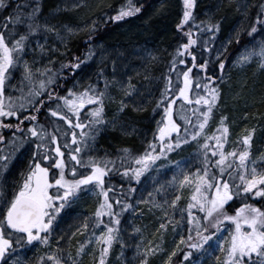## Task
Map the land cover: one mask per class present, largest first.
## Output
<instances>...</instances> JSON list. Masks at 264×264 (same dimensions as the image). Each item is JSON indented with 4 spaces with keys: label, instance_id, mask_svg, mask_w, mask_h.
<instances>
[{
    "label": "snow or ice",
    "instance_id": "1",
    "mask_svg": "<svg viewBox=\"0 0 264 264\" xmlns=\"http://www.w3.org/2000/svg\"><path fill=\"white\" fill-rule=\"evenodd\" d=\"M24 7H13L7 16L0 17L3 24L0 26V127L12 128L11 137L0 134V175L9 167L20 148L27 142L31 136L34 138L35 150L31 152V158L28 161V167L21 172V179L17 181L9 193L8 186L0 180V259L13 255L16 247H24L38 242L42 245H50L49 239L53 232V222L56 214L60 213L69 201L76 198L77 193L86 191L91 187V182H95V187L99 189L102 199L97 205L95 224H104L105 231L96 237L102 241L100 260L97 264H104L108 254L109 247L115 239L117 226L120 223V214L123 209L132 207L126 201L116 197L117 207L113 209V203L109 196L110 186H106L105 177L112 170L122 171L125 176L131 180H140L142 173L153 166L154 162L161 155H167V152L173 148H179L188 140L199 137L204 133L205 126L208 124L213 114L214 106L218 102L220 95L219 78L214 72L207 71V66L211 62V57L203 58L202 62L197 63V53L191 48L198 43L197 38L193 36V31H201L200 28H189L187 31V41L180 43L175 54L172 56L170 68L165 75V87L161 89L159 97L156 99V107L163 108L161 120L157 121V129L154 132V139L149 141V148L143 153L133 154L128 148L122 149V155L119 159L127 162L131 161L129 166L123 163L117 164L116 157L108 154L98 156L92 152V146L89 140H95L96 135L108 121L105 115V98L109 94L108 89L112 81L104 75L103 70L97 72V80L93 82L91 78L86 84L80 85L79 81L67 87L66 92L61 94L55 87L61 81L58 77L67 76L64 69H69L75 73L77 69L83 66L96 54L97 45L91 41V36H86V50L81 55H74L71 60L61 62L59 69L52 65L51 61L44 63L41 67L35 62V58L29 60L27 52L31 46V41L35 36L37 38V48L40 52H46L47 49L40 43L39 35L43 29L45 32H54L61 43L67 44L68 39L73 33L79 32V26L63 25L64 32L50 24L46 17L39 16L41 9L40 0H23ZM9 4V0H0V9ZM258 10L254 19L248 25L239 27L233 34L237 42L240 41V34L247 31L252 39H255L257 31L264 32V0H257ZM195 0H183V14L177 29L183 30L182 26L190 20H195L193 8ZM142 5L137 0H125L119 9L107 20H121L124 17L132 16L141 11ZM243 15L247 18L248 4L238 5ZM15 13V14H14ZM201 25H206V29L213 37L219 31V21H201ZM10 25V26H9ZM21 26L23 30H21ZM91 31L97 27L96 19L88 25ZM215 29V31H213ZM46 38V37H45ZM230 37L227 41L231 43ZM210 47L207 38H204L203 48L207 51ZM225 50L227 44L223 45ZM56 48V44L52 45ZM36 49H32L35 51ZM222 55L220 49H216V56ZM184 57H191L192 64L204 71V75H191L193 70L187 65ZM56 57L53 56L52 60ZM257 59L259 66L264 68V39L260 40L258 45L252 44L251 47L245 46L240 52L238 58L233 63H247ZM185 65L181 71L177 70V65ZM221 72L225 67L223 59L218 60ZM22 69V81H27L32 86L27 93L21 89V95L18 97L8 95L5 98V86L15 87L11 84L14 73ZM177 70V80L183 77L182 84L174 85L170 73ZM113 75L112 80H115ZM104 80V84L99 83ZM195 80V84L193 81ZM217 81V83H214ZM117 87L125 89V95L134 94L135 86L129 82L125 85L123 81H117ZM195 87V106L189 108L196 116L195 124H192L187 115L185 120L183 134H181V125L174 119V103L177 98L187 101L188 105L193 104L190 89ZM178 88V91H173ZM202 89V91H201ZM47 92V95L42 93ZM56 97L55 106L48 105L47 113L52 117L60 118L69 127L63 129L64 143L61 145L62 126L60 120H51L45 114L44 121L38 120V113L45 105L46 100ZM86 105L89 107L85 108ZM125 101L121 100L120 109L122 111ZM200 105L204 107L201 108ZM181 107H185L181 105ZM30 109V111H28ZM85 110L87 118H84ZM155 110V108H154ZM27 112V115L23 113ZM18 117L15 125L5 123L4 118ZM75 117V120H73ZM27 120L25 127L23 121ZM198 125V126H197ZM23 129L20 135L17 132ZM75 129L81 131L77 133ZM254 129H248L246 134L238 139L242 140V145L234 147L231 150H225V143L229 134V124L226 115H221L216 129L210 135H205L203 143L200 144L202 151V167H197L195 171L183 170L182 178L174 176L173 180L183 187L186 184L192 185L194 190L187 204V219L189 235L180 236L181 242L187 243V250L184 251L185 258L192 256L193 249L204 250L212 247V238L216 232L224 227V221H231L229 226V237L218 241L220 251L223 253L221 264H264V207L257 206L255 203H242L236 208L235 214H230L226 209V204L233 200V197L245 194L242 198L247 199V195L264 198V157L261 162L252 160L250 156V144ZM176 133L175 136L172 134ZM67 134L71 135V140L67 139ZM159 141L160 151H155ZM215 141V143H210ZM68 149L67 152L62 150ZM87 149V152L85 151ZM212 153L209 157L208 153ZM67 157L75 161V165L68 162ZM54 160V165L52 161ZM42 161H48L49 165L58 170L50 173V167L44 166ZM238 162V163H237ZM179 169H183L184 161L177 163ZM77 165L83 169L78 172ZM213 168L218 169L214 171ZM66 169L73 174L71 179L66 174ZM90 169V171H89ZM54 191H50L54 188ZM81 186H84L83 188ZM134 187V186H132ZM152 196V193H149ZM180 198L179 191L175 192L171 199V205L177 206V200ZM155 198L153 197V200ZM167 203V201H165ZM123 205V208L120 205ZM198 208L202 216L196 215L192 209ZM139 211V209H137ZM183 212V209H181ZM107 215L109 222L99 219ZM165 216L169 220L173 218L165 210ZM168 221L161 224L165 227ZM173 223L175 221L173 220ZM193 225L196 239L193 240ZM87 227V224L83 225ZM214 228L216 231H212ZM92 235L95 236V233ZM84 240L76 250V256L84 250ZM159 251V248H156ZM152 249L145 250V256L140 260V264H146L147 253ZM175 254V249L169 254V264L171 256ZM217 261L221 257L217 256ZM37 264H77L71 253L65 258L64 250L58 245H54L47 252H44L38 259ZM192 264H198L193 259Z\"/></svg>",
    "mask_w": 264,
    "mask_h": 264
},
{
    "label": "rangeland",
    "instance_id": "2",
    "mask_svg": "<svg viewBox=\"0 0 264 264\" xmlns=\"http://www.w3.org/2000/svg\"><path fill=\"white\" fill-rule=\"evenodd\" d=\"M172 1L176 3L178 9L181 8L180 11L183 10V0ZM32 2H35V0ZM245 3L248 4L247 18L243 15L241 8L238 7V5H244ZM40 4L41 9L38 15L46 17L48 22L54 24L62 33L65 24L79 26L81 29L71 35L67 44L61 43L54 32H45L42 29L39 40L47 49L46 52H40L37 48V38L33 37L27 52V58L29 60L35 58V62L41 67L44 66L45 62L51 61L52 65L58 69L57 66L61 61L68 57L73 46L72 42L84 33L86 26L81 24V21L77 18V11L85 5H83V0H57L55 4L53 2L48 3V0H40ZM195 6L193 10L195 11L198 28L201 31H208L206 25L199 23L201 21L207 22L210 20L213 23L219 21L220 25L215 37L211 33L208 35L209 49L205 54L204 50L199 54H202L204 58L211 57V62L207 68L214 65L218 68L215 72V75L219 78L220 95L218 102L214 106L213 114L205 126L204 133L199 137L188 140L179 148L174 147L172 151L167 152V155L158 157L153 166L142 173L139 181H129L127 176L121 175V179L124 177L123 201L129 203L132 207L123 209L120 214V223L117 226L115 239L109 247L104 264H140V260L145 256V250L149 248L152 251L147 253L146 264H165V261L169 260V254L175 249V254L171 256L169 261L170 264L175 255L181 253L187 241L181 242L180 236L187 237L189 233L187 204L194 187L188 184L180 187L173 180V177L178 175L182 178L183 170L194 172L197 167L203 166V156L201 154L203 150L200 148V144L203 143L205 135L212 134L216 129L221 115H226L229 124L225 150H231L242 145V140L238 138L246 134L248 129H254L250 144L251 159L259 163L261 162L260 158L264 157V68L259 66L257 59L243 64L233 63L245 46L258 45L260 40L264 39V32L261 31L254 34V40L247 31L240 34L239 42L233 35L239 27L248 25L254 19L258 10L257 0H195ZM160 16L166 23L169 20L173 25L178 22L176 19L178 16L172 14V12L160 13L157 17ZM127 27L122 26L120 32L127 33ZM160 29L165 33L163 26ZM21 30H23L22 26ZM144 31H147L145 27ZM151 31L152 34H156L155 27H151ZM130 37L133 38H130L128 42L113 39L108 40L109 42L106 40L96 42V54L77 69L76 77L71 84L72 86L74 82L79 81L82 86L88 82L89 78L96 82V74L100 70H103L104 75L112 81L108 89L109 94L106 96L104 103L107 120L114 121V123H107L106 121V125L101 128L95 140L90 139L89 144L92 146L94 154L98 156L108 154L116 157L117 164L123 163L125 165H130L131 161L124 162L119 159L123 148L126 147L131 153L138 154L143 153L145 149L150 147L149 141L154 136L157 121L161 115L159 107H156V99L159 97L161 89L165 87L164 77L168 73L172 55L175 52L174 49H176V45L173 46V40L165 44H159L151 35L144 34L138 37ZM230 37L232 40L228 44L227 41ZM54 43L56 44L55 49L52 48ZM225 44H227L226 50L223 47ZM32 49L36 50L32 51ZM216 49H220L222 53L219 58L216 56ZM53 56L56 57L55 60H52ZM188 59L192 61L191 57H188ZM219 59L225 61L222 72L219 69ZM198 61H200V58ZM177 70L170 73L174 85L179 84ZM21 72L22 69L17 70L12 77L11 84L15 87L8 85L6 82V99L8 95L20 96L21 89L27 93L32 86L27 81H22ZM199 73H204V70H199L195 74ZM113 75L116 78L115 80H112ZM129 79L135 86V91L134 94L125 95V89L117 87V81H123L126 85ZM99 83L103 85L104 80H100ZM214 83H217V81H214ZM193 84H195V80ZM196 91L195 87L190 89V95L193 99L192 105H188L187 101H184L185 105L180 103L175 109V116L177 117L175 119L181 125V134L184 130L185 120L183 117L185 115L189 117L192 124H195L196 116L188 109L195 106L194 94ZM122 99L125 101V105L122 111H118ZM181 105L185 107L182 108ZM87 107L89 105L85 106V108ZM200 107L203 108L204 106L200 105ZM81 111L85 113L84 109ZM84 118H87L86 113ZM53 120L55 119L53 118ZM73 120H75V117H73ZM60 125L62 126L60 142L63 146L65 135L63 129L69 126L62 120ZM26 126L27 124H25ZM75 131L79 133L81 130L75 129ZM20 134L18 133V135ZM67 139L71 140L70 134H67ZM33 141L34 138L20 148L10 162L8 169L0 175V180L7 184L10 194L14 184L21 179V172L28 167L31 152L34 150ZM210 143L214 144L215 141H210ZM62 150L68 151L63 147ZM85 151L87 152V149ZM158 151H160V148ZM208 156L211 157L212 153L209 152ZM67 160L72 165L76 163L70 157H67ZM172 161L177 163L184 161L183 169H179L177 164L172 163ZM47 165L49 166L48 161ZM77 168L78 172H83V169L78 165ZM213 170L218 172L216 168H213ZM67 171L69 176L73 177L70 170ZM113 171H110V173L114 174ZM176 191H179L180 198L177 200V206H172L171 199L174 198ZM149 193H152V196H149ZM109 194L113 195L111 192ZM240 195L244 194L241 193ZM114 198L116 197L114 196ZM251 198H253L252 200L264 199L254 196ZM101 199L99 189L95 187V183H91L89 189L78 192L76 198L69 201L66 207L56 214V219L52 225L54 230L49 237L50 245L45 246L33 242L32 245L16 247L13 255L4 258L3 264H37L39 257L54 245H58L64 250L65 258L71 253L73 259L77 260V264H97L100 260L102 241H98L96 237L105 231V225L95 224V227L93 225L97 220L95 211ZM121 208H123V205ZM181 209H183V212ZM165 210L175 223L164 215ZM192 211L197 213L199 210L194 208ZM99 219L106 223L109 222L107 215L101 216ZM164 221L168 222L165 227L161 228ZM85 224H87L86 228L83 227ZM93 233H95V236L92 235ZM229 235L227 227L221 228L212 238L211 248L206 251L193 249V255L187 258L182 255L178 264H192L193 259L198 264H221L223 253L220 251L218 241L229 237ZM84 240H88V243L84 244V250L77 257L76 250ZM156 248L160 250L157 251ZM217 256L221 257V261H217Z\"/></svg>",
    "mask_w": 264,
    "mask_h": 264
},
{
    "label": "trees",
    "instance_id": "3",
    "mask_svg": "<svg viewBox=\"0 0 264 264\" xmlns=\"http://www.w3.org/2000/svg\"><path fill=\"white\" fill-rule=\"evenodd\" d=\"M56 1L57 0H48V3L53 2L55 4ZM124 2H125V0H83V5H85V6L78 9V11H77L78 17L77 18L81 21V24L86 26V28L84 29V33L80 34L76 38V40H74L72 42L73 43L72 49L69 52L68 57L64 61L71 60L74 55H81L86 50L87 43H90V42L96 43V42H99L101 40L108 41L111 39H113L115 41L128 42V40L130 38H133L130 36L138 37V36H141L144 34L145 35H151V37L154 40H156V42H158L159 44H165V43H168V42L173 40V42H174L173 46L176 45V48H177V46L180 43L187 41V31L189 28H193V29L198 28V23L196 21V16H195V11L193 10L195 20H192L190 18V20L188 22H186V24L184 26H182L183 30L177 29L176 25L179 23L180 18L182 17L181 14H183V13L180 14V12H183V10L180 11L181 8L179 7V9H178L176 6V3L172 0H137V3L139 5H142L140 12L135 13L132 16L124 17L121 20H116V21L107 20L106 18L113 15L119 9L120 5ZM17 6L20 8H23L24 7L23 0H9V4L6 5L3 9H0V17L7 16L8 12L11 11L13 7H17ZM195 10L197 11L196 6H195ZM164 12H165V14H167L168 12L169 13L172 12V14L174 13L176 16H178L180 14L178 16V18H176L178 22L175 23V25H173L170 20L166 23V22H164V20L161 16L157 17L160 13H164ZM93 19H96L97 27L95 28L94 31H91L89 29V27H87V26L92 23L90 21ZM2 24H3V21H2V19H0V26H2ZM122 26L123 27H126V26L129 27V28L127 27V31H128L127 33L126 32L125 33L120 32V29L122 28ZM162 26L165 29V33H163L160 29ZM144 27L147 31H144ZM151 27L156 28V31H155L156 34H154V33L152 34ZM192 34L195 38H197L198 43L195 45H192L191 48L197 53V56L200 58L201 55H199V54L203 50L204 38H207V40H208V35L210 34V32L202 30V31H193ZM86 36H91V41H88L86 43V41H85ZM175 50L176 49H174V51ZM174 54H175V52L173 53V55ZM184 58L187 61V65L189 67H191L193 70L191 75H195V73L197 71L201 70V69L197 68L195 65H193L192 61L189 60L188 57H184ZM199 58L197 59V63L202 62L201 58H200V61H198ZM81 59H83L82 55H81ZM60 66H61V63L57 66L58 69L60 68ZM184 68H185V65H179V64L177 65V69L181 72ZM217 69H218L217 66L214 65L213 67H208L207 71L215 73ZM64 71L66 73H68V75L58 77L61 82L55 86L61 94L66 92L67 87L71 86L72 81L76 77V73H77V71L75 73H71L69 71V69H67V68L64 69ZM200 75L203 76L204 73H202ZM178 83L179 84L183 83L182 75L180 76ZM173 91H178V88H175ZM42 95H47V92L42 93ZM55 102H56V97H52L51 100H46L45 105L42 107V108H45V114H47L49 118L51 117V114L47 113V106L51 105L54 107ZM180 103H183L185 105L182 98L178 97L177 101L174 103V119L176 117L175 116V109L178 106V104H180ZM159 110L161 112V115L159 116L158 120H161L162 115H163V108L161 109L159 107ZM28 111H30V109ZM24 115H27V114H24ZM4 119H7V118H4ZM15 131H16V129L14 130V132ZM172 135L174 136V133ZM153 139H154V136H153L152 140ZM157 143H159V141H157ZM159 148L160 147L157 144V147L155 149H157V151H158ZM126 166H129V165H126ZM49 167H50L51 171H55L58 174V170L54 169L51 166H49ZM113 172H114V174L111 173L109 176V179L108 178L107 179L111 182H114V183H112V184H115L113 186V188L118 193V191L120 189L118 187L120 184L119 183L120 182L119 181V170H114ZM68 178L71 179L69 176H68ZM244 195L235 196V197H233V200L229 201L226 204L225 207L229 211L230 214H235L236 208L239 207V205L242 203H255V204H257V206L264 207V199L263 200H257V199L252 200L253 199V198H251L252 196L247 195V199L245 200L242 198ZM196 215L202 216L203 213L198 211L196 213ZM223 223H224L223 228L227 227L228 229H229V226L232 224L231 221H224ZM194 229H195V226L193 225V233H192L193 240L196 239ZM211 230L215 231L214 228H212ZM188 235H189V233H188ZM187 243H190V241H187ZM187 243H186V245H184L181 253H179L178 255H175V257L172 259L170 264H178L180 262L184 251L187 250Z\"/></svg>",
    "mask_w": 264,
    "mask_h": 264
},
{
    "label": "flooded vegetation",
    "instance_id": "4",
    "mask_svg": "<svg viewBox=\"0 0 264 264\" xmlns=\"http://www.w3.org/2000/svg\"><path fill=\"white\" fill-rule=\"evenodd\" d=\"M23 114H27V112H24ZM38 115H39L38 116V120L43 122L44 121V115H45V108H42ZM4 120H5V123H12L13 125H15L17 123V121H18V117H7V119H4ZM23 123L25 125V124L28 123V121L24 120ZM14 130H15V127H12V128L0 127V134L5 135L6 137H11L12 133L14 132ZM22 132H23V129H21L20 132H17V135H18V133H22ZM31 139H32V137L29 136L28 140H31ZM33 149L35 150V144L33 145ZM155 151H157V149H155ZM42 163H43L44 166H47V161H42ZM124 166H125V164H124ZM122 174H123V172L119 171V176L120 177H121ZM120 199L123 200L124 199V195H122V196L120 195Z\"/></svg>",
    "mask_w": 264,
    "mask_h": 264
},
{
    "label": "water",
    "instance_id": "5",
    "mask_svg": "<svg viewBox=\"0 0 264 264\" xmlns=\"http://www.w3.org/2000/svg\"><path fill=\"white\" fill-rule=\"evenodd\" d=\"M1 262H2V259H0V264H1Z\"/></svg>",
    "mask_w": 264,
    "mask_h": 264
}]
</instances>
